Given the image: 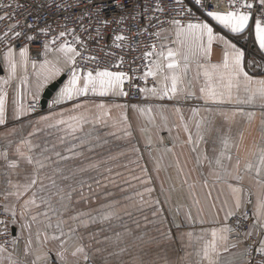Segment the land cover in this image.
Masks as SVG:
<instances>
[{"label":"crops","instance_id":"obj_1","mask_svg":"<svg viewBox=\"0 0 264 264\" xmlns=\"http://www.w3.org/2000/svg\"><path fill=\"white\" fill-rule=\"evenodd\" d=\"M211 23L216 27L217 32H221V28L216 26L215 22ZM172 34H174L173 30ZM228 36L237 47L244 50L245 70L257 79L264 78V67H260L264 65V51L259 49L254 35L239 36L229 33ZM177 47L179 45L176 44L175 48ZM250 47H253L256 52L253 59L246 56V50L251 51ZM56 55L58 53L49 52L42 60H34L29 56L26 70L18 68L16 77L8 85L0 83V88L7 92L6 122L0 125V154L7 150L10 159H19L16 147L24 139L31 141L32 154L36 156H39L45 148L48 149L46 155L51 159L45 162L46 167L40 172L45 185L43 194L50 195L53 205L58 206L59 197L66 196L69 191L72 192L71 200H65L70 207L60 218L66 222L65 231H68L69 227L76 228V238L68 240L65 247L61 248L59 240L49 239L44 242V224L33 223L31 227L32 255L24 256V241L21 240L19 251L13 253L14 259H27L31 264L35 256L40 255L44 258L36 264H88V262L94 264H196L199 257L195 253L207 240L211 239V229L213 227L219 229L227 225L229 218L226 220L225 211L228 207H234L228 185L238 183L230 176L217 180V173L209 164V160L219 155L221 147L216 134L221 130L227 132L229 128L243 132L238 152L232 155V161L227 165L229 171H232L238 154L243 167L244 158L253 150L255 144L261 142L260 129L264 119L262 116L264 108L260 106L262 102L257 99L252 105L237 106L228 103L212 105L210 102L206 105L204 100L199 98L203 76L201 74L200 79L196 78L197 65L193 60L185 80L191 78L193 91L196 94L194 97L185 99L181 96L177 99L161 100L156 97L146 98L143 94L140 101L130 102L126 97H99L89 93L88 97L55 104L54 101L60 89L69 79L68 67L59 66V75L45 81L44 76L49 69L42 68L41 65L46 58L54 61ZM222 59L223 45L214 43L210 62L221 63ZM251 61L256 62L254 67L248 66V62ZM180 62L183 64L182 59ZM0 69V80L7 78L2 62ZM66 73L68 74L65 81L54 92L47 107L42 108L41 112H33L31 107L41 104L47 88ZM181 86H186V83ZM101 102L108 106L120 104L128 105V107L126 109L112 107L110 116L104 117L103 122H97L94 119L99 113L96 105ZM76 103H81L84 107L73 111ZM17 104L30 109L26 115L18 119L14 116ZM134 105L145 108L151 106V112L142 114L132 107ZM157 105L163 107L158 108ZM176 107L180 108L183 121L180 119V114L174 111ZM193 108L200 109L195 117ZM208 108L212 111H208ZM238 108L243 109L244 112L255 113L250 123L246 116L237 111ZM61 112L64 113L65 120L73 115H85L88 120L82 124L70 121L77 127L75 134L71 133L67 125L48 127L44 123H37L42 116L53 115L59 118ZM220 112L228 113L229 116L236 112V115L231 120H225ZM124 115H126L127 124L120 120ZM163 117L167 118V124ZM201 118L210 120L212 127L217 130V133L207 135L203 140L198 139L195 128L196 121ZM54 122L55 119L52 123ZM185 122L193 134V139L197 141L195 151L192 144L186 143L188 134L183 130ZM114 124L117 126L114 127ZM128 125L131 126L133 133L131 137L123 136V130ZM141 129H146L147 132ZM85 133L93 135L87 143L80 144L78 137ZM105 140L107 143H104ZM72 144L77 145L76 151L81 152V155L73 156L68 151ZM133 147L138 148L139 151H132ZM166 149L172 150L166 151ZM55 152L71 158L58 160ZM90 164H96L98 167H89ZM32 167L20 163V168L26 171L31 172ZM5 171L10 174L5 176ZM16 172L17 170L6 168L5 161L0 155V189L10 187L6 183L8 179H11L13 184L24 183L23 174L17 175ZM241 174L244 178L239 183L245 189L242 207L249 205L254 212L255 201L257 195L261 194V189L252 175ZM136 177L141 179L151 177L150 186L154 191L151 199L144 204L140 203L136 195L138 189L143 190V185ZM205 178L208 181L207 184L204 183ZM80 180L84 181L83 188L78 183ZM249 190L252 193L251 196H249ZM29 196L31 192L18 202L15 197H9V201L15 203L17 211L18 223L14 225L15 235L20 234V223L30 220V216L22 218L19 215L23 200L28 199ZM249 200L251 203H248ZM156 201H159L158 205ZM225 201L228 202L227 205ZM4 202L3 196H0V205ZM213 204L215 208L212 207ZM222 206L225 211L217 214V209ZM43 208V205L40 208L33 207L32 214L42 211ZM201 208L203 211H199ZM189 209L195 222L186 223L180 229L175 228L173 221H183ZM109 211L111 215L108 219H102ZM78 214H84L81 218L86 221V224L81 225L70 219ZM38 219L42 220L43 217ZM57 219L58 217L52 216L53 226ZM37 232L40 233L39 241L36 237ZM54 232L55 227L47 230L49 235ZM189 232L193 234L191 237L187 235ZM224 235L228 237V233ZM27 236L28 232L25 231L24 237ZM233 243L229 237L227 240H217L216 264H240L243 246L232 248L230 245ZM79 245L84 247L87 259L84 258V253L72 255L75 247ZM225 248L227 251L224 250ZM58 253H63V260ZM2 264H8V261L3 260Z\"/></svg>","mask_w":264,"mask_h":264},{"label":"snow or ice","instance_id":"obj_2","mask_svg":"<svg viewBox=\"0 0 264 264\" xmlns=\"http://www.w3.org/2000/svg\"><path fill=\"white\" fill-rule=\"evenodd\" d=\"M78 3L85 5L83 13L77 17L79 25V32L76 27L69 28L68 23L65 22L60 25L61 30L58 35L53 36L51 40L45 41L43 48L45 56L49 52L58 53L55 60L45 59L41 65L42 68L47 67L49 69L47 75L44 76V80L47 81L53 76L59 75L61 65L68 67L70 73L67 83L60 89L59 94L54 101L55 104H62L65 101H72L81 97H88L89 93L92 96L99 97H127L128 91L125 90V83L129 86H133V79L143 80L145 87L137 89L145 97H156L158 99H177L183 96L185 99L194 97L196 94L193 91V85L191 78L185 80L188 77L190 71V63L195 60L197 65L196 78L200 79L201 74L203 76V83L199 89L200 99L204 100L205 104L222 105L225 103L239 105H252L257 99L261 103V107L264 108V78L257 79L253 75H250L245 70V52L241 48L237 47L235 43L229 38L228 34H234L239 36H252L254 35L255 42L258 44L259 49L264 51V0H228V9L226 11L219 10L218 5L204 4L202 0H193L195 5H198L202 10V14L205 19L195 18L187 20V22L172 17L167 18V7L164 4V0H154V6L152 8V15L148 17L146 25L136 26L139 23V17L144 13H147L148 9L145 8L144 12L137 11L138 5L134 4V0H128V4H134L131 11L127 10L128 5L122 2V0H77ZM175 3L180 7L174 9L176 14L185 15L191 17L193 15L192 9L185 7L184 0H175ZM3 7H11L8 5H0ZM114 6L121 11L125 12L124 15L119 17L106 18V8ZM62 8V5H57ZM209 7H214L216 10H208ZM7 15L0 16V20L8 19ZM87 19L88 23L84 21ZM215 22L216 26L221 28V32L216 31V27L211 22ZM135 22V23H134ZM168 25L175 34V39L170 37L164 39L169 43L179 45L177 48H167L165 52V45L160 43V50L157 51V44L155 41L159 40L162 32L168 31L164 27ZM20 27L19 21L12 24L8 29L0 34V45H3L6 50L2 53V63L4 70L7 72V78L0 80V83L8 85L9 82L17 75L18 68L27 69L29 62V48L27 46L20 47L18 56L15 50V45L12 44L13 40H24L29 44L37 39L36 35L29 34L27 31L16 29ZM32 24L25 25V28L32 29ZM156 29V31L150 32L149 29ZM52 28L50 24H46L44 28H40L39 32L43 33L45 37H48ZM83 34H87L86 38ZM94 33V34H93ZM111 37V44L107 42V38ZM147 36L150 43H145L144 37ZM70 37V39H69ZM59 41V43H58ZM88 41L95 42L100 54H103L104 58H111L116 63H111V60L102 59L101 55L96 52H92L88 56H84V52L88 51ZM214 43L223 45V59L221 63L213 64L210 62ZM56 48H52L51 45H57ZM143 44L144 51L140 56H134L132 62L139 59L141 61H147V64L143 65L144 71L142 76L129 75L128 72L123 70H111L115 67L122 69V66L127 63L124 55H117L116 50H120L121 53L125 49H128L129 53L140 50ZM77 57L84 62L83 66L77 65ZM183 60L181 64L180 60ZM95 64L96 67H88V64ZM106 66L101 68V64ZM255 61L248 62L249 67H254ZM35 67V62H33ZM260 67H264L261 65ZM130 71L135 74L139 71L138 68H131ZM151 77L156 83L151 88L147 87V79ZM26 79V77H25ZM186 83V86H181ZM243 92V95H241ZM7 92L0 88V125L6 122V107L5 101ZM35 98V97H34ZM84 107L81 103H76L73 106V111ZM126 109L128 105L114 104L108 106L103 102L96 105L99 109V113L94 117L97 122H103L104 117H109L111 114V108ZM140 113L151 112V106L145 108L138 105L132 106ZM158 108H162V105H157ZM30 109L25 108L23 105H16L14 116L18 119L21 116L27 114ZM212 111L211 108L207 109ZM174 111L180 114V108L176 107ZM200 109L193 108V116L198 115ZM237 111L241 115L246 116L250 123L255 116L254 112H244L243 109L238 108ZM220 115L225 120H231L236 115L233 112L231 116L228 113L220 112ZM64 113L59 114V118H55L53 115L40 117L37 123H44L48 127H58L67 125L72 134H75L77 127H75L70 121L83 123L87 122L88 117L85 115H73L69 116L68 120L63 118ZM264 116V114H262ZM55 119V122L52 121ZM165 124H167V118L163 117ZM180 119L183 121V115L180 114ZM122 122L127 124L126 115L120 118ZM117 126L116 124L113 125ZM196 135L198 139L203 140L205 136L217 133V130L212 127V122L201 118L195 123ZM183 130L188 134L186 143L193 145V151L196 150L197 141L193 139V134L185 122L183 124ZM141 131L147 132L146 129ZM170 131V130H169ZM261 142L253 146L247 156L243 160V167H241V157L237 154L235 163L232 166V171L228 169V163L232 161V155L238 152L239 141L243 139V132L239 129L233 130L229 128L227 132L221 130L216 134V139L220 143L219 155L209 160L210 166L217 173V180H223L224 177L230 176L233 180L237 181V185L229 183L231 189L232 198L234 201V207L225 208L222 206L217 209V214L220 211H225L226 220L231 217H236L239 214L236 228L229 227L225 224L224 227L219 229L213 227L211 229V239L207 240L202 248L195 254L199 257L196 264H216L217 254V240H227L228 237L225 233L235 232L236 242L231 244L230 247L238 248L243 246L241 253L242 260L240 264H264V119L261 124ZM92 133H85L83 136L78 137L80 144L87 143L88 139L92 136ZM133 135L131 126L128 125L123 130V136L131 137ZM149 144L151 143L150 136L148 137ZM104 143H107L105 140ZM77 145L72 144L68 149L73 156H79L82 153L76 151ZM54 150V149H53ZM172 149H166L171 151ZM48 149L36 156L33 153V145L30 140L24 139L16 147V153L19 159H10L7 150L2 154V159L5 161L7 169L17 170L16 174L24 176V183L13 184L11 179H8L6 183L9 188L0 189V196H3L4 203L0 205L3 209L5 217L9 218L0 219V264L3 260H7L8 264H29L27 259L19 260L14 259L13 253L18 252L20 249L21 240L24 241V256L28 257L32 255V232L31 227L33 223L44 224L45 236L44 242L49 239L59 240L61 248H64L68 243V240H74L76 238V228L69 227L68 231H65V221L60 218L63 213L70 207L65 203V200H71L72 192L69 191L66 196L61 195L59 197L58 206H54L51 200V196L44 195L45 185L43 179L40 176V172L46 167V161L51 158L46 155ZM132 151H139L138 148L133 147ZM58 160H68L70 156H64L60 152H55ZM20 163L31 165L32 171H26L20 168ZM89 167H98L96 164H90ZM84 171V169H80ZM109 171H111L109 169ZM146 171V170H144ZM252 175L256 184L261 189V194L257 195L255 201V211L253 212V223L247 231L241 232L240 225L243 221H246L249 217L247 212L240 213L239 210L242 207L244 201V187L241 183L244 176L241 174ZM10 173L5 171L4 175L8 176ZM68 179V177H64ZM137 180L143 185V190H137L136 195L139 197L141 204H144L151 199V194L154 189L151 185V177H145L141 179L136 177ZM205 178L204 183L207 184ZM78 183L83 188L84 181L80 180ZM97 183H99L97 181ZM54 186V183H53ZM90 187V186H89ZM31 192V196L28 199L23 200V205L19 213L20 217H29L30 220H26L20 223V234L12 235L9 230V225H16L17 211L15 203L9 201V197H15L18 202L24 196ZM252 193L249 190V196ZM131 199V197H129ZM199 203V201H197ZM225 201V205H227ZM251 203V200L248 201ZM159 204V201H156ZM43 205L42 211L32 214L33 207L40 208ZM215 208V204L212 205ZM203 211V209H199ZM155 215V211L153 213ZM84 214H78L72 216L70 219L73 222H77L81 225L86 224V221L81 217ZM111 212L104 215L102 219H108ZM52 216L58 217L55 226H53L51 219ZM43 217V219H38ZM195 219L192 216L191 209L185 215V219L180 222L173 221V226L180 229L185 226L186 223H194ZM55 232L49 235L48 229H53ZM28 232V236L24 237V232ZM218 232L220 235L218 236ZM255 234V239L253 238ZM191 237L192 233H187ZM40 233H36L37 240L39 241ZM67 237V239H63ZM247 241V243H246ZM11 246L12 251H9ZM227 251V248L224 249ZM7 255H4V254ZM84 253V258L87 259V254L82 245L76 246L72 252L73 256ZM61 260L64 259L63 253H58ZM42 256L36 255L31 261V264H36L41 260Z\"/></svg>","mask_w":264,"mask_h":264},{"label":"built area","instance_id":"obj_3","mask_svg":"<svg viewBox=\"0 0 264 264\" xmlns=\"http://www.w3.org/2000/svg\"><path fill=\"white\" fill-rule=\"evenodd\" d=\"M125 4L128 5L127 10L131 11L132 8L135 5H138L137 11L143 13L144 9L147 8V13H144L139 17V23L136 26H142L146 25L148 22V17L151 16L152 8L154 6V0H134V4H128V0H122ZM204 4H212V5H218L219 10L226 11L228 9V0H202ZM108 3H111V0H108ZM10 4L11 7H3L0 6V16L7 15L9 18L5 20H0V34L5 32L8 27L12 24H15L17 21L20 23V27H18L16 30H24L27 31L29 34H33L37 36V39L33 41L32 43H28L24 40H13L12 44L15 45L16 52H19L20 47L27 46L29 48V56L34 60H42L45 56L43 45L47 40H51L53 36L58 35V32L61 30L60 25H63L65 22L68 23L69 28L76 27L77 31L79 32V25L77 22V17L80 16L85 8V5L83 3H78L77 0H0V5H8ZM164 4L167 7V18H178L185 22L189 19H205L204 15L202 14V10L198 5H195L193 3V0H184L185 7L191 8L193 15L191 17L185 16V15H177L174 9H179V5L175 3V0H164ZM57 5H62L63 7H57ZM208 10H216L214 7H209ZM105 16L106 18H112V17H119L121 15H124L125 12L121 11V9L110 6L106 8L105 10ZM85 24L88 23L87 19L84 21ZM135 23V22H134ZM32 24L34 27L32 29L25 28V25ZM46 24L51 25V32L49 33L48 37H45L43 33L39 32L40 28H44ZM168 31L162 32L161 37L159 40L155 41L157 44V51L160 50L159 45L161 42L165 45V51H167V48H175L176 44L167 42L164 38L170 37L172 40L175 39L174 34H172V29L168 25H164ZM150 32L156 31V29H149ZM94 34V33H93ZM82 35L87 36V34ZM70 39V37H69ZM145 43H150L148 37H144ZM107 42L110 45L111 44V37L109 36L107 38ZM59 43V41H58ZM58 46L57 45H51V47L54 49ZM6 50L3 45H0V66L2 62V53ZM142 51H144L143 44L141 45L140 50L136 52L129 53L128 49H125L123 53L120 52V50H116L117 55H124L125 60L127 63H125L122 66V69H117L115 67L111 68V70H123L125 72H128L129 75L134 76H142L143 71L145 70L143 65L147 64V61H141L139 59L135 60V62H132V58L134 56H140ZM249 51V49H248ZM92 52H96L98 55H101L102 59L105 60H111V58H104L103 54L99 53V50L97 48V45L95 42L88 41V51L84 52V56L90 55ZM111 63H116L115 60H111ZM77 65L83 66L84 62L80 60L79 57H77ZM106 66L105 64H101V68ZM88 67H96L95 64L89 63ZM131 68H138L139 71L133 74L130 69ZM133 86H129V84L126 82L124 87L125 90L128 91L129 95L126 97L129 101L137 102L140 101L143 97V94L140 93L137 89V86L139 88L145 87V83L143 80L140 79H133L132 82ZM154 81L151 77H148L147 79V87L153 86ZM33 112H41L42 106L41 104H35L32 106ZM240 213L247 212L248 219L246 221H243L240 225V231L244 232L249 229L251 224L253 223V212L249 205H246L245 207H242L239 210ZM3 218H9L5 217L3 210L0 209V219ZM239 218V214L236 217H231L228 220L227 226L236 228L237 226V220ZM9 230L12 233V235H15L14 231V225H9ZM229 240L231 242H236V234L235 232L228 233ZM254 239L256 237H253ZM247 243V241H246ZM9 250H11V246H9ZM88 264H94L93 262H88Z\"/></svg>","mask_w":264,"mask_h":264},{"label":"water","instance_id":"obj_4","mask_svg":"<svg viewBox=\"0 0 264 264\" xmlns=\"http://www.w3.org/2000/svg\"><path fill=\"white\" fill-rule=\"evenodd\" d=\"M0 71H1V69H0ZM67 74L68 73L61 76L56 82H54L52 85H50L47 88V90L44 92L43 100L41 102L42 108L45 109L47 107L48 101L52 98L54 92L57 91L59 86L65 81Z\"/></svg>","mask_w":264,"mask_h":264},{"label":"rangeland","instance_id":"obj_5","mask_svg":"<svg viewBox=\"0 0 264 264\" xmlns=\"http://www.w3.org/2000/svg\"><path fill=\"white\" fill-rule=\"evenodd\" d=\"M251 46H252V44H251ZM248 48H249V46H248ZM250 52L248 51V50H246V56L249 58V56H250V59H253V58H255L253 55H254V53H256L255 51H254V48L253 47H250ZM249 52V53H248ZM131 102V101H130ZM228 223V222H227Z\"/></svg>","mask_w":264,"mask_h":264},{"label":"bare ground","instance_id":"obj_6","mask_svg":"<svg viewBox=\"0 0 264 264\" xmlns=\"http://www.w3.org/2000/svg\"><path fill=\"white\" fill-rule=\"evenodd\" d=\"M31 108H33V107H31ZM32 110V109H31Z\"/></svg>","mask_w":264,"mask_h":264}]
</instances>
